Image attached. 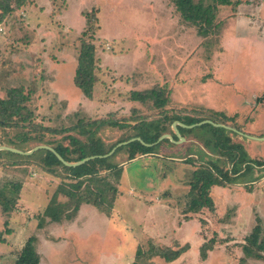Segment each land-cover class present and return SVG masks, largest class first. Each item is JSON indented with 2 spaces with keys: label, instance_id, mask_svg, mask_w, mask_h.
Segmentation results:
<instances>
[{
  "label": "rangeland",
  "instance_id": "374dc122",
  "mask_svg": "<svg viewBox=\"0 0 264 264\" xmlns=\"http://www.w3.org/2000/svg\"><path fill=\"white\" fill-rule=\"evenodd\" d=\"M151 1L27 0L6 15L0 23V99L13 88L26 99L12 125L0 124V146L26 151L62 144L76 150L79 145L73 141H79L84 151H91L90 143L111 149L133 136V126L141 120L162 118L163 112L151 100L129 98L132 90L153 87L169 94L165 107L170 114L191 113L231 130L264 135V0H239L235 7L219 4L215 23L220 28L207 34L183 20L170 0H157L155 6ZM198 1L213 3L194 0ZM87 20L99 58L91 98L73 82ZM121 72L124 76L119 79ZM240 108L252 112L243 111L238 123L241 111L234 115L228 109ZM247 117L251 128L244 126ZM96 120L119 121L123 127L92 123ZM166 123V133L174 131L172 123ZM236 130L229 133L231 139L241 142L253 158L262 159L264 140ZM196 131L201 134L198 138L208 134L206 129ZM200 148L191 133L180 143L165 141L130 159L127 150L117 152L113 159L121 169L119 178L114 170H100L98 175L105 180H84L79 188L93 196L98 188H105L103 203L111 205L110 223L102 220L107 213L96 210L98 215L89 208L75 220L76 179L68 177L61 165L50 169L45 165L46 148L30 154L1 148L0 187L19 182L21 188L11 211L0 208L5 239L0 242V264H14L31 235L37 239L40 264H126L127 260L130 264H264V260L242 259L240 247L257 217L264 235V165L255 166L250 177L211 187L213 210L203 208L188 213L186 219L183 209L191 172L208 159ZM188 153L195 164L185 162ZM58 189L71 199L59 194L60 211L45 213ZM8 192H14L11 186ZM86 217L90 223L83 233L75 231ZM210 238L213 248L202 259L200 246ZM185 244L188 247L176 258H166Z\"/></svg>",
  "mask_w": 264,
  "mask_h": 264
},
{
  "label": "trees",
  "instance_id": "16d2710c",
  "mask_svg": "<svg viewBox=\"0 0 264 264\" xmlns=\"http://www.w3.org/2000/svg\"><path fill=\"white\" fill-rule=\"evenodd\" d=\"M27 0H0V23L5 19L6 15L12 12L15 8L26 3ZM177 11H179L180 16L183 20L188 21L196 25L197 30L200 34H207L213 31L215 27L220 28V23H215V12L219 4L229 5L232 4L237 6L239 0H213V3L205 4L202 1L194 2V0H170ZM89 20V15H88ZM87 20V24L89 21ZM84 37H88L84 38ZM92 37V38H91ZM94 30L89 23L83 31V38L81 39V45L79 53L77 55V65L73 75V82L76 87H78L82 93L88 97H92L94 84L97 81V70L99 58L96 55V46L93 42ZM129 98L131 100L146 101L151 100L153 106L156 109H160L163 112L162 118L160 119H143L138 122L137 125L133 127L136 129V133L133 136H139L141 140H133L126 145L118 146L115 151L106 157H95L85 161L82 164L76 166H66L64 165L49 149H44V163L50 169L51 165H61L68 172V177L76 179L73 183L76 188L72 194L74 195V201L72 203V211L76 213L82 202L92 204L99 211L103 213L109 212V207L104 206L105 200V188H98L95 196L88 194L86 195L79 190L80 185L84 180L95 181L98 178L99 181L105 180L104 177H100L98 174L100 170H114L112 171L116 178H119L121 169L117 166L116 161L113 157L119 151L127 150L128 158H133L135 153H145L150 152L160 146L163 142L168 141L174 144L169 138H164L153 145H146L145 143H152L157 140V138L162 134L166 133L167 123L170 124L174 120L183 122L184 124H192L202 120V118L193 116L191 113H183L178 115L177 113H169V107L166 108L169 101V94H163L160 88L153 87L151 90L130 91ZM26 97L20 90L11 89L9 91V96L7 98L0 99L1 108L3 112L0 114V124L2 126H9L14 123L16 117L20 116L22 109H24L23 102ZM171 120V121H170ZM109 123L112 125H119L123 127V124L115 122L113 120H96L92 123ZM219 122V121H214ZM177 128L182 136L187 138L188 134H194L195 138L199 139L200 143V154L208 156V159L199 162L196 167L192 170L190 179L188 181L189 189L186 193L187 201L183 212H185V218L188 219L190 214L197 213L203 208H208L213 210V201L210 195V189L214 185H225L226 183L236 182L240 177L251 176L253 174L255 166L264 165V157L262 159L251 158L244 148L243 144L239 141H233L230 132L236 134L235 131L228 129L224 126H216L210 123H204L194 127H184L177 124ZM206 129L208 134L201 136L196 135V130ZM170 134L174 139H178L174 131L170 130ZM129 136V138L133 137ZM78 144L79 147L76 150H70L62 144L55 146V150L67 161H77L85 156L103 154L107 153L110 149L105 150L100 143H90V152L84 151V148L79 144L81 142L73 141ZM111 158V160H110ZM185 162L190 164H195L196 159L188 153L184 157ZM229 164V167L226 165ZM48 169V170H49ZM14 190L13 193L9 195V187ZM72 186V185H70ZM64 188L65 186L62 185ZM21 188V183L11 182L0 187V208L2 212L8 213L11 211L18 199L19 191ZM66 189V188H64ZM58 189L54 192L53 198L47 204L45 213L49 212H59L60 209L57 207L58 195L62 194L67 198L69 195ZM247 190H251L249 186ZM114 191H117L114 187ZM11 192V191H10ZM57 197V198H56ZM71 199V198H70ZM58 202V203H57ZM56 208V209H55ZM56 210V211H55ZM56 218V214H55ZM257 224L252 228L249 234L244 237L243 243H241V251L243 254L242 259L255 258L259 260H264V235L262 234L261 220L257 217ZM59 220V219H58ZM6 224V221L4 222ZM40 225V223H39ZM7 233L10 232L9 229H5ZM5 239L1 237L0 232V242ZM36 237L31 235L27 238L24 245L18 252L14 264H39L40 255L35 247ZM214 239L210 238L208 241L202 243L200 246V257L205 259L207 256V251L213 248ZM188 247L185 244L179 248H174L171 250L169 255L166 256L167 259L176 258L183 250Z\"/></svg>",
  "mask_w": 264,
  "mask_h": 264
},
{
  "label": "water",
  "instance_id": "95a60500",
  "mask_svg": "<svg viewBox=\"0 0 264 264\" xmlns=\"http://www.w3.org/2000/svg\"><path fill=\"white\" fill-rule=\"evenodd\" d=\"M204 123H210V124H213V125H216V126H224V127H227L229 128L228 126H226L225 124L223 123H217V122H214L212 120H209V119H202L198 122H195V123H192V124H184L183 122H180L178 120H174L172 122V128L174 130V133L176 134V136L178 137V139H174L173 136L170 134V133H162L156 141L152 142V143H145L146 145H153L157 142H159L160 140L164 139V138H169L171 141L175 142V143H180L181 141H184L185 140V137L182 136L179 132V129L177 128V124L178 125H181V126H184V127H194V126H198V125H201V124H204ZM233 130H236L234 128H232ZM240 135H243L247 138H250V139H255V140H264V135H261V136H254V135H251V134H247V133H243L239 130H236ZM141 140L139 137H131L127 140H123V141H119L116 145H114L107 153H103V154H96V155H89V156H85L77 161H67L65 160L54 148L48 146V145H37L35 146L33 149H30V150H26V151H23V150H20V149H17V148H13V147H9V146H0V149L3 148V149H7V150H10L12 152H15V153H19V154H30L33 150L37 149V148H46V149H49L51 150L53 153H55V155L57 156V158L64 164V165H67V166H76V165H79V164H82L84 163L85 161L89 160V159H92V158H95V157H106L108 155H111L115 149L118 147V146H121V145H124V144H127L133 140ZM142 141V140H141ZM143 142V141H142ZM144 143V142H143Z\"/></svg>",
  "mask_w": 264,
  "mask_h": 264
},
{
  "label": "crops",
  "instance_id": "0c3cea01",
  "mask_svg": "<svg viewBox=\"0 0 264 264\" xmlns=\"http://www.w3.org/2000/svg\"><path fill=\"white\" fill-rule=\"evenodd\" d=\"M156 1L157 0H152L151 1V4H152V6H155V4H156ZM65 10H66V8H65ZM234 18V17H233ZM236 18V17H235ZM114 72H116V74H117V71H116V69H112ZM119 74H121V75H119V79L120 78H122V76H124L123 75V73L121 72V73H119ZM128 76V75H127ZM263 89V88H262ZM248 103V102H247ZM255 106V105H254ZM221 110V109H220ZM221 111H223V110H221ZM229 111H231L232 113H234V115H236V113H238V112H240L241 111V113H240V116L238 117V123H241V120H242V112L244 111V113L246 112V113H250V111L252 112V109H243V108H240L239 110H235V109H228V112ZM224 112V111H223ZM230 112V113H231ZM246 116L247 115H245V118H246ZM248 119H247V121L250 119V117H247ZM244 121H246V119L244 120ZM252 121V120H251ZM242 123L244 124V122L242 121ZM226 126H229V125H226ZM244 126H245V128H251V126H252V123L250 122V121H248L247 123L245 122V124H244ZM230 127V126H229ZM240 131V130H239ZM252 141H254V140H252ZM259 142H261V141H259ZM252 148V147H251ZM249 154V153H248ZM250 156V155H249ZM251 158H253L252 156H250ZM194 169V168H193ZM214 186H216V185H214ZM220 186H222V185H220ZM219 186V187H220ZM213 187V186H212ZM217 187H218V185H217ZM248 191H251V190H248ZM84 208H89L90 210L92 209V210H95V212L99 215L100 213L99 212H101V211H99L95 206H93L92 204H89V203H85V202H82L81 204H80V206H79V209H78V211H77V216H75V220L80 216V214H81V212L84 210ZM96 210H98V211H96ZM101 213H103V212H101ZM95 216H97V215H94L93 217H95ZM88 217V216H87ZM85 218V221L83 220L82 221V226H81V228H79L78 230H75V231H79L80 233H83V228L85 227V225H87V224H89L90 223V219H88V218ZM89 218H91V216H89ZM102 220H104V221H106L107 220V222L108 223H110V221L112 220L111 219V217H109L108 216V214H106V215H102ZM68 230V229H67ZM79 253H80V250H79ZM131 253V252H130ZM136 253H137V249H136ZM135 253V254H136ZM132 254V253H131ZM130 254V255H131ZM142 254V253H141ZM130 255H128V256H130ZM79 256V255H78ZM81 257H85L86 258V256H84V255H80ZM40 259H41V257H40ZM80 260V259H79ZM171 260H173V259H171ZM135 261V260H134ZM81 262V261H80ZM93 263L94 264H98L97 262H95V261H93ZM134 263V262H133ZM136 263V262H135ZM39 264H40V261H39ZM83 264V263H82ZM126 264H130L129 263V260H127V262H126Z\"/></svg>",
  "mask_w": 264,
  "mask_h": 264
}]
</instances>
